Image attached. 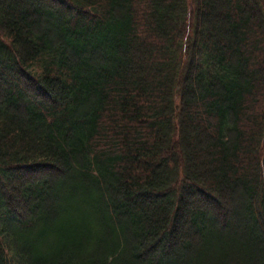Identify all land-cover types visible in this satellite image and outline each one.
Here are the masks:
<instances>
[{
	"label": "trees",
	"instance_id": "obj_1",
	"mask_svg": "<svg viewBox=\"0 0 264 264\" xmlns=\"http://www.w3.org/2000/svg\"><path fill=\"white\" fill-rule=\"evenodd\" d=\"M0 264H264V0H0Z\"/></svg>",
	"mask_w": 264,
	"mask_h": 264
}]
</instances>
